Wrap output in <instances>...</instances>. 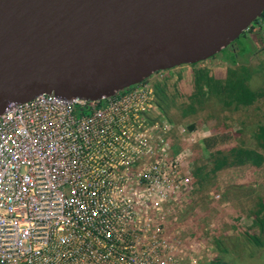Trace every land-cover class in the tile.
<instances>
[{
  "label": "built area",
  "instance_id": "obj_1",
  "mask_svg": "<svg viewBox=\"0 0 264 264\" xmlns=\"http://www.w3.org/2000/svg\"><path fill=\"white\" fill-rule=\"evenodd\" d=\"M150 84L0 114V264H186L184 251L191 264L194 242L173 234L189 150H174Z\"/></svg>",
  "mask_w": 264,
  "mask_h": 264
},
{
  "label": "water",
  "instance_id": "obj_2",
  "mask_svg": "<svg viewBox=\"0 0 264 264\" xmlns=\"http://www.w3.org/2000/svg\"><path fill=\"white\" fill-rule=\"evenodd\" d=\"M264 0H0V114L37 95L100 101L206 61Z\"/></svg>",
  "mask_w": 264,
  "mask_h": 264
},
{
  "label": "rangeland",
  "instance_id": "obj_3",
  "mask_svg": "<svg viewBox=\"0 0 264 264\" xmlns=\"http://www.w3.org/2000/svg\"><path fill=\"white\" fill-rule=\"evenodd\" d=\"M252 26L254 30L245 36L250 47L239 36L231 44L236 50L233 47L228 50L237 54L235 65L226 61L224 55L227 50H222L194 66L161 71L150 77L152 80L148 78L145 81L151 83L152 89L153 84L163 83L166 86V95L173 105L168 110L169 123L173 124V147L175 151L181 148L189 150L186 167L191 173L195 167H201L208 173L214 169L212 159L215 151H223L225 157L223 161L226 165L216 168L213 176L209 175L208 184L199 189L192 184L191 195L175 208L178 229L173 234L194 242L190 252L191 264H210L213 256L221 250H225L222 261L264 264V241L260 246H253L246 239V235H252L249 227L257 209L256 203L259 199L260 204L264 201V148L252 138L255 128L264 126L263 100L258 99L251 106L232 112L216 99L209 98L204 86L200 87L203 103L189 100L197 90L194 76L198 70L204 71V77L210 79H218L219 74L223 76L224 73L234 72L240 66L247 67L248 73H258V63L264 60V46L260 49V45H264V25L253 23ZM250 48L255 50L252 56L249 55ZM261 83L262 77L253 74L247 81L249 87H258ZM243 146L256 152L258 166L251 162L236 164L233 158L227 157L226 151L230 148ZM185 254L184 251L182 256H177L176 263L182 261L189 264Z\"/></svg>",
  "mask_w": 264,
  "mask_h": 264
},
{
  "label": "trees",
  "instance_id": "obj_4",
  "mask_svg": "<svg viewBox=\"0 0 264 264\" xmlns=\"http://www.w3.org/2000/svg\"><path fill=\"white\" fill-rule=\"evenodd\" d=\"M263 24L264 25V11L260 15V17L254 21V24ZM254 30V26H250L248 30L240 35V38H243V41L246 42V33L252 32ZM232 44V43H231ZM229 46H232V45ZM249 46V44L247 43ZM264 45H260V49ZM234 50L236 48L232 46ZM232 47H227L224 49V52L227 50V54L224 55L226 61L235 65V56L237 55L232 50L229 52L228 50ZM250 47V46H249ZM257 50V49H256ZM243 52V51H242ZM255 53V50L249 51V55ZM194 66V65H192ZM258 73L254 74V72L248 73V68L244 66H240L236 68L234 72L224 73L223 76L220 74L218 79L211 77L205 78L204 71H196L194 76V83L197 88L196 92L189 97L191 102H195L196 104L203 103V93L200 90L201 86L206 88L207 96L211 99H216L220 102L224 107H227L228 111H235L242 107H248L252 104L256 103L258 99H262L263 112H264V60L259 61L258 63ZM231 70H233L231 68ZM204 72V73H203ZM226 72V71H225ZM257 75L262 77V83L260 86H250L247 85V81L249 80L251 75ZM247 78V80H246ZM166 86L163 83L153 84L154 98L155 104L158 110L163 113L165 119L168 122L170 118L168 116V110L172 105V101L165 92ZM206 94V93H205ZM173 106V105H172ZM188 109H191L190 106H187ZM237 108V109H236ZM252 138L255 143H259L261 147L264 148V126L258 125L253 134ZM209 142V141H208ZM205 146H208V143H205ZM223 151H215L212 162L215 165L214 169H212L209 173L205 172L201 167H195L192 172L193 182L192 184L197 187V189L201 188L202 185L208 184L209 175H214L216 172V168L225 166V157L222 153ZM226 155L229 158H233V162L236 164H244L246 162H251L253 165L258 166V155L255 151L250 150L249 148L243 147H233L226 151ZM219 163L217 164V162ZM221 161V162H220ZM260 199L257 201L256 206L257 209L253 212L251 226L249 227V232L252 235H246V239L250 242L251 245L260 246L261 241H264V201L262 204L259 203ZM253 227V228H252ZM223 253L225 250H221L218 255L213 256V259L210 264H232L230 261H222ZM264 260V259H263Z\"/></svg>",
  "mask_w": 264,
  "mask_h": 264
},
{
  "label": "clouds",
  "instance_id": "obj_5",
  "mask_svg": "<svg viewBox=\"0 0 264 264\" xmlns=\"http://www.w3.org/2000/svg\"><path fill=\"white\" fill-rule=\"evenodd\" d=\"M150 78V77H149ZM146 80H148V79H146ZM146 80H144V81H146ZM135 86V85H134ZM132 87V86H131ZM130 88V87H129ZM154 94V93H153ZM172 124V123H171Z\"/></svg>",
  "mask_w": 264,
  "mask_h": 264
},
{
  "label": "flooded vegetation",
  "instance_id": "obj_6",
  "mask_svg": "<svg viewBox=\"0 0 264 264\" xmlns=\"http://www.w3.org/2000/svg\"><path fill=\"white\" fill-rule=\"evenodd\" d=\"M229 47H232V46H228V48H229ZM225 49H226V48H225Z\"/></svg>",
  "mask_w": 264,
  "mask_h": 264
}]
</instances>
